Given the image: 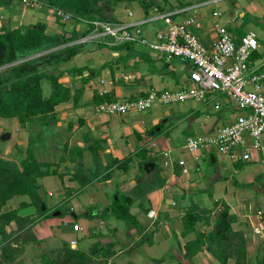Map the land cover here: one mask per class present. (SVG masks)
<instances>
[{
    "label": "crops",
    "instance_id": "obj_1",
    "mask_svg": "<svg viewBox=\"0 0 264 264\" xmlns=\"http://www.w3.org/2000/svg\"><path fill=\"white\" fill-rule=\"evenodd\" d=\"M46 2L47 0H38V4L33 6L38 8L39 13H36L38 16L32 14L31 21H27V24L38 21L39 16L42 15L44 18L43 22L46 25L45 33L58 34L65 37L76 35L74 40L68 42V44L75 43L77 45L76 53L66 63L62 64L59 69L71 67L87 68L82 74L64 72L60 77L59 81L65 86L70 87L72 91L79 90L80 96L77 104L69 100L55 106L57 121L54 125L62 126L61 124H65L66 128L70 130L68 134H78L76 137L79 139L74 143V146L81 151L80 155L84 158L92 156V152L88 148V145L93 142L96 143L98 148L97 154L101 164L99 165V170L105 171V165L113 158L122 159L126 156L130 157L126 166H117L116 162L110 168V175L108 177L104 178L98 175L99 178L97 176L96 178L98 179H95L92 184L90 182L84 186L94 185L98 189H101L103 185L105 186L111 183L112 179H114L117 174V177L121 178L122 181L121 186H119L122 190V194L131 195L134 199L133 203L135 207H131L130 212L135 215L138 226H131L129 228V230L135 232L133 236L137 237V240H139V236L146 235L150 232L148 238L150 244L154 243V239H158V236L160 239L162 238L163 244L169 245V243H172L169 245L170 247L168 249L170 253L173 254L176 252L179 255V260H177L178 264H188L187 262H192V264H222L210 251L209 246L212 248L215 246L213 243L211 244L208 242L207 237H204V242L200 243L198 246L197 243L194 242L198 234L207 236L211 232L216 219V216L214 217L212 215L213 209L218 208L220 206L219 203L224 202L227 204L229 213L232 216V229L242 232L246 247L245 255H248V251L251 248V246H248L249 239L255 238V233L258 234V237L264 238V198L258 197L264 194V184H256L253 174L255 172L248 169L252 161L260 160L264 165V141L262 140V135L259 137L260 146L258 147L252 146L250 140H247L251 157L249 160L244 161L237 159L234 161L230 157L228 158L232 165L241 164L238 169L234 167V169L228 171L230 164L223 166L222 162L221 166L216 167V171H214L215 175L212 174V176L208 174L206 169H201L198 162H196V166L194 167L186 166L187 159L184 157L179 158L176 165L171 159V152L176 149L174 143L179 142L182 135L186 133V130L191 131L193 129V134L188 133L185 138L189 136L197 137L209 135L213 132L215 127L219 126V121L221 120L220 115H216L211 119L209 117L212 115L211 113H213V115L216 113L205 111L206 120L200 118L199 114L201 111L197 103L199 102L198 100L170 103L172 105L169 107H163L160 104L164 103L155 101L147 109L139 110L132 108L122 113L97 112L96 106L104 101H124L128 98L142 96L150 90L176 89L179 86V81L185 80L188 62L181 58L174 63L172 58L169 61L157 58L148 47V44L140 41L127 42L128 45L123 44V46L118 47L117 45L108 46L98 39L77 42L87 26L80 22H69L64 24L60 19L55 18L52 10L47 8ZM120 2L122 1L100 0L99 4L103 6L102 12L104 16L111 20L125 23L137 22L140 25L145 23L142 22V20L146 18L143 16L150 12L149 9L153 5L157 6L161 11L186 8V10L179 14L180 18L188 19L189 28L199 37L203 44L209 46L217 38L214 27L215 23L224 25L221 18H223L226 23H234L236 26H243L244 23L241 21L246 14L259 19L264 17V0H192V2L184 3L179 6H175L178 2L175 0L172 8H167V4H149V1H147V8L142 6L141 12L136 15L130 8H126L125 12L122 11L119 7L121 5ZM22 6L26 5L22 4ZM13 11L11 15L9 14V17L0 14V26L14 27L24 24L20 18L23 13V8L20 9L19 13L15 8ZM128 11L130 13H128ZM246 26L247 25H245L244 28ZM159 31H166V26L164 29H159ZM247 32L253 33L255 36L257 34L256 30L249 28L241 35ZM144 36L148 42H154L147 38L145 33ZM256 50L253 52L252 56L256 53ZM254 64L258 66L259 70L264 72V55L263 58L259 59L258 63L254 62ZM98 68L100 69L99 73L95 72ZM262 89L264 90V78L262 80ZM94 93L101 96L102 100L100 102H95L93 100ZM113 97H117L118 99L115 100ZM217 101L220 103V108H224L225 110L233 109V104L228 99L223 102ZM232 119L233 117H229L225 121L229 122ZM163 124H167L168 129L165 130V132H167L165 134H155V131L159 130V127L155 129V126L161 127ZM53 126L50 129L51 132L44 136V141L48 142V138L53 135ZM25 129L28 140V125H26ZM49 140H51V138ZM25 147L26 145H24V147L20 145L17 148L24 151ZM181 148L186 149L185 141ZM194 151H196V154L192 155L194 159L199 157L205 159L206 156H209L211 163L216 161V157L211 153L212 150L209 147L200 146ZM194 151L189 152L193 153ZM163 152L167 154L164 155ZM140 153L162 155V166L168 167V171L163 176H159L161 179H164L162 184L156 183L151 187L146 186L141 196L136 197L128 191L133 187L134 183L136 184L134 181L136 175L134 173L133 176L132 173L133 168H137L138 162L133 159V157ZM212 156L214 160H212ZM90 164L85 165L93 170L95 167ZM62 166L63 162H60L57 169H59V171L63 170ZM192 168L198 171L197 175L194 173V177L191 174L189 175V170L194 171ZM180 171L182 173L181 175H179ZM130 172L131 176L130 174L128 176ZM234 175H240L239 179H235ZM248 175H250L249 178L247 177ZM45 176L38 178V184H42V179ZM174 176L180 179L181 185L173 182ZM62 181L69 187L73 186V188L76 189V191L70 190V193H68L69 200L72 201L68 209L71 211L70 215L74 217L76 214L86 210L84 207L87 204L84 201H87V199L82 201L75 197L76 193L84 186H80V182L75 183V181H72L68 175H65ZM210 183L214 185L211 190L213 200L216 203L213 205L209 203L212 202L210 199L205 196L202 198L198 194L201 190L209 188ZM40 187L38 188V194L40 193ZM179 191L185 195L184 200L186 198V193H191L193 196L198 194L199 196L196 197H201L198 199L196 198L193 202L195 204L194 210L200 217L195 222L194 229L187 232H182L184 227L181 217L188 207L184 208L177 206L174 201V196L178 195ZM47 195L52 196L53 191L48 189ZM256 197L259 200L253 202L252 199H256ZM23 198L29 201L27 196H23ZM249 199H251V201ZM34 210L35 208L33 205L21 208V211L27 214L32 211L34 212ZM150 210H153L152 215H148ZM56 211L59 212V210ZM56 211H54V213ZM56 215H59V213ZM140 216L145 217L143 222H140ZM67 217L59 216V219ZM45 218L46 217H43L41 223L37 225L39 231L43 230L45 232L44 235L47 236L48 233H51V225L54 223L56 224L57 221H47L45 223ZM99 220L102 221V219ZM76 221L81 225V230L78 232L80 234L76 236L77 233H75L79 242L82 234H92L93 226L90 224L93 222V218L87 219L82 217V221L79 220V218L76 219ZM253 231H255V233ZM125 232L126 229H124L123 233L125 234ZM172 233L173 235H171ZM42 237L41 233H38L37 239L35 240L41 239ZM124 237H126V235H124ZM171 238H173L174 241H172ZM86 240L87 239H85V241ZM121 245L123 246L114 249L117 250V252H129L128 248L131 244L129 246L124 244ZM60 246L61 244L57 245V248ZM89 246L87 245V247ZM187 247L197 250L190 256L186 253L188 250ZM131 248L133 249L132 246ZM54 249L55 248H51L48 249V251H44L45 254L41 252L40 255L35 257L33 264H43L41 262L43 257H45L47 253H50V257H52ZM82 249L85 250L83 247ZM255 250V252L260 253V259L264 250L259 247V244L255 246ZM117 252H115L114 255H116ZM124 258L125 256H122V254L119 255L118 263L124 264ZM156 260L158 262V259ZM245 261L247 262V259ZM258 262L256 264H258ZM109 263L110 261L105 262V264ZM225 264L243 263H237L234 258H228Z\"/></svg>",
    "mask_w": 264,
    "mask_h": 264
},
{
    "label": "trees",
    "instance_id": "obj_2",
    "mask_svg": "<svg viewBox=\"0 0 264 264\" xmlns=\"http://www.w3.org/2000/svg\"><path fill=\"white\" fill-rule=\"evenodd\" d=\"M99 1L47 0L46 3L47 8L51 10L61 8L70 12L73 16L72 22H78L77 18H85L87 20L110 19L104 16L102 12L103 6L99 4ZM141 3L144 8H147L146 0H141ZM249 18L252 19L251 16ZM61 22L66 23L62 20ZM86 26L87 28L82 36L92 29L90 23L86 24ZM45 28V23L41 21L14 27L0 26V117L15 118L21 128H25L28 125L29 129L25 150L19 149L20 156L18 158H6L0 155V247L2 248L0 264L13 260L16 252V248L12 244L10 245L9 235L5 226L11 221L30 218L20 216L18 214L19 209L34 205L40 214V218L49 216L46 214V204L37 192L40 187L38 178L47 174H56L57 171L54 167L53 169L51 168L54 163L39 161L36 158L35 147L44 142V136L51 132V127L57 121L55 106L69 100L74 104L78 102L80 91H72L70 87L59 81L60 77L64 72L82 74L87 69L86 67H71L60 70L59 67L76 53L77 45L75 43L68 44L69 41L76 38V35L65 37L58 34H47L45 33ZM123 44L128 45L125 42L117 45V47L123 46ZM59 45L62 46L57 47ZM43 81L50 85V90L46 94L43 93ZM93 100L100 102L102 98L94 93ZM37 126L40 128L35 131L34 129ZM88 148L92 152L93 160H96L97 163L100 162L96 143L93 142L88 145ZM81 158L82 156L80 155L79 160ZM129 160V156L122 159L113 158L105 165V171L99 170V165H97L87 175L79 178L80 186L94 181L98 175L104 178L108 177L110 168L116 162L117 166H126ZM63 161L64 159L61 158L60 162ZM150 171L136 181L133 189L136 197L141 196L146 186L151 187L156 183L162 184L164 179L156 176L157 182H155L154 178L149 174ZM74 178L75 176L70 177L72 180ZM143 179L144 182L142 183L141 180ZM116 195V198H112L111 208L114 216L117 219L138 226L135 215L130 212L134 200L133 197L124 194ZM14 196H27L29 201L21 199L18 208L3 209L7 201ZM41 204L45 205L44 211L41 210ZM219 204L221 208L217 212L213 229L207 236L198 234L194 243H197L198 246L204 242V237H207L208 242L213 243L215 246L214 248L209 246L210 251L220 263L225 264L229 257H234L237 263L245 264L246 247L244 237L241 232L232 229V216L229 213L227 204L224 202ZM105 209H102L101 213ZM56 210H59V216H64L63 210L55 208L53 211ZM94 212V210L88 211L86 209L74 217L72 215V219L74 218L73 221L75 223L78 217H87L89 215L93 218L96 215ZM199 217L200 215L195 212L194 208L188 206L181 217L184 227L182 232L193 230L194 224ZM60 244L59 248L53 250L60 259L59 264H105L107 258L115 253V241L113 240L103 242L98 239L87 250H83L78 246L71 247L66 242H60ZM196 250L195 248H188L186 253L191 256ZM128 251H130V248H128ZM50 258L52 257L49 256V259H47L50 261L54 260ZM258 264H264V252Z\"/></svg>",
    "mask_w": 264,
    "mask_h": 264
},
{
    "label": "rangeland",
    "instance_id": "obj_3",
    "mask_svg": "<svg viewBox=\"0 0 264 264\" xmlns=\"http://www.w3.org/2000/svg\"><path fill=\"white\" fill-rule=\"evenodd\" d=\"M115 1V0H113ZM122 1L120 2V9L125 12L126 8H130L133 13L136 15L141 12L142 8V3L141 0H119ZM149 1V4H167V8H172L174 6V1L175 0H147ZM177 5L179 6L184 3H189L192 2V0H177ZM262 1V0H261ZM254 2V1H253ZM0 14L4 15L5 17H9V14L11 15L14 11V8L17 10L19 13L20 9L23 8V13L20 16L22 19V22L24 24H27V21H31V15H37L36 13L38 12L37 7H30V6H22L19 0H0ZM64 8V7H63ZM176 9V8H175ZM53 12V10H52ZM39 13V12H38ZM54 13V12H53ZM152 14L151 12H148V14H144L143 17H148V15ZM55 15V13H54ZM242 19V23H244L243 26H236L234 23H226L223 18H221V21L226 25V27L233 33L235 41L239 38V36L243 33L246 32L247 29L253 28L256 30L257 34V41H258V48L256 50V53L252 56V59L254 62H259L260 58H263L264 55V17L259 18H253L250 19L249 17L251 15L246 14ZM38 16V15H37ZM176 18H180V15H176ZM55 18H58V16L55 15ZM43 16L40 15L38 18V21L43 22ZM247 25L245 28L244 26ZM165 25L160 19H153L150 21H147L145 23H142L139 25V28L141 30V34L144 36V33L146 34L147 38L156 41L155 34L156 32L159 31V29H164ZM144 32V33H143ZM206 46H209L206 44ZM164 60V59H163ZM173 63L176 60H179L178 57H172ZM108 65V64H107ZM95 72L99 73L100 69H96ZM180 84V81H179ZM42 86L44 89V94H46L50 90V85L46 83L45 81L42 82ZM113 99L117 100V97H113ZM215 100H219L221 102L227 100L224 95H221L219 93H212L210 94L206 100L199 101L198 106L200 107L201 113L199 114L200 118L206 120V115L204 114L205 111H208L209 113L214 112L216 113L213 115H210L209 117L212 119V117L216 115L221 116V120L219 121V125L223 123H227V120L229 117H233L234 115L238 114L239 111L237 109H229L225 110L224 108H219V109H214L213 108V102ZM191 101V100H187ZM193 101V100H192ZM187 104V103H185ZM163 107H169L172 104L169 103H164L160 104ZM209 118V119H210ZM208 119V120H209ZM62 126H57L54 125L53 128V135L48 138V142L44 141L42 144L38 145L35 147V156L39 161H46L49 163H54L53 167L56 169L57 173L55 174H49L45 176L42 179V184H40L39 193L40 197L44 200L46 204V214L47 216L45 218V223L47 221H57L56 224L51 225V233H48V235H44L45 232L43 230L39 231L38 228V223H41L40 214L36 210V207L34 206L35 210L34 212H30L27 214L26 212H22L21 209H19L18 212L20 216L24 217H30L26 220H21L18 219V221H11L5 226L6 231L8 232V240L10 242V245L12 244L13 247L16 248L15 255L13 257V260H10L9 262H4L3 264H33L35 257L40 255L41 252L48 251V249L55 248L57 249V245L63 242H66L69 244V239L75 236L74 232H71V223L73 221L71 214V211H69L68 207L70 203L72 202L69 200L70 198L68 197V193H70V190H75L73 186L69 187L62 181L64 179L65 175H68V177L75 176V178L72 181H75V183H79V178L82 176L87 175L89 171H92L87 165L85 164H90L94 167L97 165H101L100 162L94 161L92 156L84 158L82 157L79 160L80 157V150L75 146L74 143L79 139H77V135H70L68 134L70 130H68L65 126V124H61ZM159 127V130L155 131V134H165V130L168 129L167 124H163ZM157 127L155 129H157ZM40 128V127H39ZM38 126L34 129L35 131L39 130ZM55 131V134H54ZM4 132H9L10 137L6 140H3L0 138V155L6 158H13L16 159L18 156H20V150L17 148L18 146L27 144V132L26 129L21 128L19 124L16 122V119L14 118H1L0 117V135ZM59 132V133H58ZM193 129L191 131H187L182 135L180 138L179 142L174 143V149L171 152V159L174 163L177 165V160L181 157H184L187 159L186 161V166L194 167L196 166V162L199 163L201 169L205 170L208 172L209 175H215L214 171H216L217 166H221L223 162V166H227L230 164V168L228 171L234 169H238L241 164L239 165H232L230 160L228 159L229 157L227 155L219 153L214 147L211 148V153L214 154L216 157L215 162H210L209 156H206L205 159L203 157H199L197 159H194L192 155L196 154V151L193 153L189 152L187 149H182V145L184 144V141L186 142V135L193 134ZM195 134V133H194ZM262 135V140L264 141V133ZM34 136V135H33ZM32 136V137H33ZM18 144V145H17ZM15 145V146H13ZM181 148V149H179ZM18 149V150H17ZM63 158V170L59 171L57 167L60 165V159ZM138 164L137 168H133V173H135V182L138 180L139 177H143L144 174H147V172L144 169V164L146 162L152 161L154 162V169L150 171V175L154 178L155 182H157L156 176H163L165 173L168 171V167L162 166V155L160 154H155L151 155V153H145L142 154L140 153L139 155L133 157ZM79 160V161H78ZM76 162V164H75ZM73 163L72 167H69L68 164ZM79 163V164H78ZM225 163V164H224ZM250 169L251 171H254V182L256 184H264V165L260 160L252 161L250 164ZM244 166V165H242ZM53 167H51L53 169ZM61 167V168H62ZM194 171L189 170V175L191 174L194 177V173L197 175L198 171H195L194 168H192ZM131 176V172L128 173V176ZM181 171L179 172V175H181ZM212 175V176H213ZM134 176V175H133ZM97 177V176H96ZM184 177V176H183ZM240 175H234L235 179H239ZM248 178L250 175L247 176ZM99 178V176H98ZM97 178V179H98ZM130 179V177H129ZM246 180V179H245ZM94 181L91 182V184ZM121 178L117 177V174L115 175L114 179H112L111 183L107 185H103L101 189H98L94 185H89V186H84L82 187L75 195L78 199L84 201V199H87L86 202L87 205H85L84 208L87 210H94L95 212V217H93V222L90 224L92 225V234L87 235V234H82V236L79 239V242L77 243V246L79 245L80 248H86L87 245H91L96 239H100V241H107V240H113L115 241L114 248L118 249L119 246L124 245H130L133 247V249L130 248L129 252H117L116 255L110 256L107 258L106 261H110L111 264H119V255L122 254V256H125L123 259L124 264H178L179 260V255L174 252L173 254L169 252V245L172 243L168 244H163L162 238L158 236V239H154V243L150 244L149 241V233L146 235L139 236V240H137V237L133 236L135 232L132 230H129V228L132 225L129 222L122 221L120 219H117L113 212L111 211L112 208V198H115L117 196L116 194L121 195L122 190L120 189L119 186H121ZM141 182H144V179L141 180ZM173 182L175 184L181 185L180 179H178L176 176L173 177ZM215 182V181H214ZM209 183V182H208ZM254 184V183H253ZM80 185V184H79ZM208 185V184H207ZM135 183L133 187L130 188L128 191L131 194L133 193ZM214 185H209V188H206L204 190H201L198 194L204 198L203 196L207 197L210 199L212 202H209L210 204H214L213 200V195H212V187ZM50 189L53 191L52 196L47 195V190ZM43 190V191H42ZM182 190V189H181ZM132 191V192H131ZM38 192V189H37ZM188 192V191H187ZM198 194L192 195L191 193H186V198L184 200V196L181 191L178 192V195L174 196V201L176 202L177 206L180 207H192L194 208L195 204L193 203L196 198H201V197H196L199 196ZM259 198H264V194L259 195ZM21 199H24L21 196H14L10 200L7 201V203L4 205L3 209H12V208H18L19 203ZM93 200V201H92ZM251 201V199H249ZM248 200V201H249ZM259 199L256 197V199H252L253 202L258 201ZM131 207H135L134 203L131 205ZM215 207V206H214ZM33 208V207H32ZM61 209L63 210L64 216H69L67 218H60L59 215H54V209ZM108 209L104 212L101 213L102 209ZM221 208V205L218 208H214L213 210V216L215 217L217 215V212ZM29 209V208H28ZM45 209V208H44ZM42 209V204H41V210ZM32 210V209H31ZM29 211V210H28ZM206 212V211H205ZM25 213V214H23ZM51 213V214H50ZM205 214V213H204ZM61 217V216H60ZM206 217V216H204ZM79 220L82 221V217H78ZM77 218V219H78ZM87 219H92L89 215L87 217H83ZM99 219H102L99 220ZM145 217L140 216V222H143ZM84 220V219H83ZM70 223V224H69ZM69 224V225H68ZM202 225V224H201ZM200 225V227H201ZM215 223L212 226V229L214 227ZM124 229H126L125 234ZM95 231V232H94ZM255 233V231H253ZM38 233H41L43 236L41 239H37ZM137 233V232H136ZM242 233V232H241ZM80 233H77L76 236H78ZM126 235V237H124ZM173 235V233L171 234ZM254 235L255 238L249 239L248 246H251L250 250L248 251V255H246L247 262L245 264H256L259 261V255L260 253L255 252V246L259 244V247H261L264 250V238L258 237V234L255 233ZM85 239H87L85 241ZM172 241L173 238H171ZM176 241V240H175ZM235 241H237L235 239ZM25 242V243H24ZM1 246V245H0ZM135 248V249H134ZM2 248L0 247V253H2ZM124 250V248H123ZM47 253V252H46ZM45 254V252H44ZM57 253L54 252L52 258L54 259L53 261L48 260L50 253L46 254V257L43 258L41 261L43 264H59L60 259L56 255ZM48 258V259H47ZM50 258V259H52ZM229 258H234V257H229ZM158 259V262L157 260ZM156 260V261H155ZM93 261V260H92ZM155 261V262H154ZM194 261V260H191ZM39 262V261H38ZM94 262V261H93ZM36 263V262H35ZM109 263V264H110ZM188 264H192V262H187ZM194 263V262H193Z\"/></svg>",
    "mask_w": 264,
    "mask_h": 264
},
{
    "label": "built area",
    "instance_id": "obj_4",
    "mask_svg": "<svg viewBox=\"0 0 264 264\" xmlns=\"http://www.w3.org/2000/svg\"><path fill=\"white\" fill-rule=\"evenodd\" d=\"M20 2L26 6L38 4V0ZM184 10L186 8L161 11L155 5L149 9L152 14L142 22L160 19L166 26V31L156 32L154 42H148L141 34L137 22L77 18L80 23L92 25V29L78 38L77 42L98 39L108 46H114L140 41L148 44L157 58L169 61L172 57H178L188 62L185 80H181L176 89L150 90L145 95L124 101H104L96 106V111L122 113L132 108L147 109L155 101L169 104L187 100L203 101L210 94L219 93L231 101L233 109H237L239 113L231 121L215 127L209 135L187 137L185 147L188 151H194L200 146L210 149L214 147L234 161H247L251 158L247 140H250L252 146L258 147L259 137L264 133V72L258 69L252 59V54L258 47L257 38L253 33L247 32L235 41L226 25L215 23L217 38L210 46H206L189 28L188 19L175 17ZM53 12L62 21L72 22L73 16L67 10L56 8ZM220 107V103L214 101L213 108ZM152 213L153 210H150L148 215ZM70 226L71 232L78 233L81 230L78 221ZM77 243L78 237L69 239L71 247H76Z\"/></svg>",
    "mask_w": 264,
    "mask_h": 264
},
{
    "label": "water",
    "instance_id": "obj_5",
    "mask_svg": "<svg viewBox=\"0 0 264 264\" xmlns=\"http://www.w3.org/2000/svg\"><path fill=\"white\" fill-rule=\"evenodd\" d=\"M9 137H10V133H9V132H4V133H2V134L0 135V138L3 139V140L8 139ZM212 160H214V157H213V156H212ZM68 166H69V167H72V166H73V163H69ZM153 168H154V162H152V161L146 162V163L144 164V169H145L146 172H149V171L152 170ZM115 198H116V196H115ZM44 208H45V205L42 204V209H44ZM58 213H59V212L56 211L54 214L56 215V214H58Z\"/></svg>",
    "mask_w": 264,
    "mask_h": 264
}]
</instances>
